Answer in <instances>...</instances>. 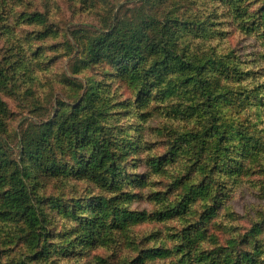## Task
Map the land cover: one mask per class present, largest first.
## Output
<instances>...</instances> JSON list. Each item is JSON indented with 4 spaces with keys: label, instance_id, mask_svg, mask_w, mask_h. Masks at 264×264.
<instances>
[{
    "label": "rangeland",
    "instance_id": "1",
    "mask_svg": "<svg viewBox=\"0 0 264 264\" xmlns=\"http://www.w3.org/2000/svg\"><path fill=\"white\" fill-rule=\"evenodd\" d=\"M144 1L0 0V176L6 179L0 181V199L10 187L8 175L27 170L28 178L21 181L30 189L38 215L34 236L40 234L31 238L18 214L0 220V264H129L143 257L146 250H167V254L145 259L143 264H203L208 255H214L209 250L219 246L222 258L247 247L228 246L225 241L249 230L264 210L260 195L264 168L245 158L243 164L249 165L250 170L247 175H238L228 171L218 154L216 163L219 146L216 137L211 136L213 129L209 139L210 152L214 153H208L206 164L207 170L213 168L215 189L219 186L203 197L196 196L183 215L156 218V212L169 202L162 193L171 190L172 184L184 183L188 187L189 172L191 178L202 172L203 156L188 145L201 134L200 126L208 124L212 114H208L196 91V70H186L184 75V71L175 76L169 74L158 85L152 81L153 74L144 75L146 69L140 71L137 81L130 73L121 76L104 61L91 65L82 61L85 44L95 29L107 28L103 22L105 10L113 9L112 16L119 12L120 16L135 18ZM262 1L150 0L156 7L144 6L142 13L154 15L166 24L167 38L172 44L175 42L176 55L182 62L190 60L198 67L205 63L202 77L216 80L225 94L220 95L213 112L221 128L232 135V124L264 144V29L257 28L255 15ZM163 18L169 21L162 22ZM172 77L178 80L173 82ZM85 92L86 99L91 92L97 93L96 133L106 144L110 159L111 154L124 155L123 160L108 159L102 168L113 169L110 173L114 178H104V172L96 180L81 179L77 172L73 173L77 164L71 167L67 163L60 174L52 175L44 167L39 176L35 175L40 161L24 157L27 140L36 141L31 134L38 125L54 118L61 107L81 102L80 96ZM142 103L144 108H139ZM167 106L190 112L194 137L190 141L191 136L183 135L187 141L185 151L177 148L169 153L173 135L168 133L167 113L160 110ZM49 150L46 146L44 158H50ZM64 151L55 152L57 159ZM80 152L86 160L91 147ZM62 160L68 162L69 156L65 154ZM76 160L82 159L76 155ZM163 160V170L158 172L155 163ZM142 174L146 175L149 188L134 190L130 182ZM166 196L169 198L168 193ZM111 198L117 200L119 207L145 215L125 231L110 228L107 222L91 244L80 243L84 230L79 226L90 216V202ZM210 204L217 210L204 230L203 224L198 228L217 239L199 244L196 254L187 256L186 246L196 243L182 239L183 230L195 225L197 212ZM259 247L264 259V246ZM34 251L42 252L39 259L33 257Z\"/></svg>",
    "mask_w": 264,
    "mask_h": 264
},
{
    "label": "trees",
    "instance_id": "2",
    "mask_svg": "<svg viewBox=\"0 0 264 264\" xmlns=\"http://www.w3.org/2000/svg\"><path fill=\"white\" fill-rule=\"evenodd\" d=\"M149 1L150 0H145L143 6L137 8L136 11H143L144 6L156 7L155 4H151ZM112 11L113 9L103 12V18H105L103 22L106 23L107 28L95 29L96 33L92 35L89 42L85 44L84 49L86 53L82 60L83 63L91 65L97 61H104L121 76L130 73L133 79L137 78V81L140 71L146 69V71H142L144 75L149 77L153 74L152 81L158 85L163 83L169 74L175 76L178 72L184 71L182 74L184 75L187 74L186 70H196L197 73L194 74L197 75L194 82L197 86L196 91L202 96L201 100L208 114H212L210 122L200 126L199 130L201 134L194 139L193 143H189L188 145L193 152L203 156L204 164L200 168L202 172L197 175V178H191V171L189 172L190 177L188 176L187 183L191 184L188 187H186L184 183L180 185L172 184L171 190L165 193L163 192L162 194L169 202L166 207L156 212V218L158 220H165L183 215L196 196L199 195L203 197L209 190L215 191L219 186V184H217L215 189L214 177L212 176L213 168L212 170H207L206 164L208 162V153H214L210 152L212 148L211 140L209 139L211 129L214 130L211 136L216 137L217 145L219 146L214 158L216 163H218L216 158L218 154V159L224 161L229 169L228 171L238 175H247L250 170L249 165L243 164L245 158H248L250 161H255L256 166L259 168H264V160L262 161L264 144L261 143L258 138H254L248 133H242L232 124L229 125V128L235 130L232 135H229V132L224 128L222 129V124L218 123L217 118L213 116V112L219 104L217 102L220 99V95L224 97L225 94L221 92V87L217 85L216 80L209 79V76L206 75L202 77L207 67L205 63H202L198 67L190 60L185 61V63L182 62L176 55V50H178V48L175 42L172 44L167 38V32H165L166 26H164L166 24L160 23V20L157 19L156 16L144 12L142 13V11H138L135 18L125 15L120 16L119 12L112 16ZM237 11H240V9L237 8ZM128 12H130V10H128ZM255 15L258 19L257 28L264 29V0ZM167 19L169 18H163L161 21H169ZM211 65L213 66V64ZM16 66H18V64ZM181 76H179V78ZM172 80L174 82L178 79L172 77ZM141 92H144L143 88ZM86 97L87 92L80 96V98H82L81 102L79 101L73 106L65 105L61 107L56 111L54 118L48 122L40 123L35 132H32L31 135L34 134L33 138H35L36 141L32 139L27 140L26 147L23 149L22 153L27 159H36L37 163L40 161L38 166L39 169H35V175L39 176L44 167H46L47 169L45 170L48 173H52V175L60 174L65 171L66 168L64 163H67L71 167L77 164L76 171L74 169V172H71H77L78 177L81 179L96 180L103 175L104 172H106V177L104 176V178H109L111 180L114 178L110 173L113 169H104L102 171L105 162L110 159V152L107 150L104 141L102 139L100 140L96 133L99 123L96 114V107H98L96 105L97 93L91 92L87 98L89 101L86 106H82V103L87 100ZM58 103L57 101V104ZM139 108H144V104L143 106H139ZM160 110L167 113V121L170 124L168 133H170L169 136L173 135L170 140V147L168 148L169 153L171 150L174 151L177 148L184 149L187 145L185 142L187 143V141L183 137L191 136V134L194 133L189 119L190 112L182 109H174L171 106H167V108L161 107ZM31 135H27L26 138H30ZM193 137L194 136L190 137V141ZM252 142L255 143L250 147ZM62 144H64V146ZM88 145L91 147V152L89 155H86L87 159L83 160L85 157L83 158V156H81L80 150ZM46 146L50 147V158L48 159L44 158L45 154H43L46 151ZM59 149H65V151L61 153L60 160L59 158L57 159L55 154ZM185 150L187 149L183 151ZM65 154L69 156L68 162L62 160V156ZM232 154H236L237 156H232L233 158H231ZM76 155H79L82 160H76ZM224 155H226L225 158H223ZM260 155L261 159H259ZM123 159L124 155L111 154L110 160ZM233 160L235 163H233ZM75 161L77 163H75ZM162 163L165 165V160L155 163L158 172L163 170ZM35 175L34 178L36 177ZM43 175L46 174L43 173ZM201 175H203V177H201ZM22 178H28L27 170L23 172L15 170L8 175V179L11 180V182L10 187L4 192V195H2L0 199V220H4L13 213L18 214L23 217L24 224L29 229L30 237L36 238L40 235L34 236V234H37V230L35 229L37 227L38 215L36 214L32 202L30 189L21 181ZM0 181H6L5 176H0ZM237 182H239V180H237ZM130 183H132L131 186L134 190L149 188L145 174H142L137 180L134 179ZM174 189H177V191ZM260 190H263L260 195L264 199V185L261 186ZM167 193L169 194V198L166 196ZM116 203L117 200L114 198L106 201L96 199L90 202V216L79 226L81 231L84 230L80 237V243L91 244L95 240L97 231L101 230L107 222H110V228H115L117 231H125L139 222L145 215V212L132 211L127 207L123 208V206L119 207ZM262 209H264V207ZM215 210H217V207L210 204L205 210L203 209L199 213L197 212L196 224L190 226L189 230H183L185 235L182 236V239L190 243H196V246H186L188 249L187 252H185L187 256L196 254V247H198L199 244L202 245L203 242L207 244L210 242L208 241L209 239H217L215 235H205V231H203L204 226L207 225L206 222L214 215ZM199 224H203V230L198 228ZM250 226L249 230L239 234L237 238L232 237L225 241L228 246H247L246 248H238L232 254H228L225 258H222L219 253L222 247L219 246L218 248L209 250L214 253V255H208L207 263L203 264H225V261H227V264H264V259L261 256L263 252L259 247L264 246V210H261ZM185 231H188V233ZM35 241H37V239ZM41 253L42 252L34 251L33 257L39 259ZM166 254L167 250H146L143 257H140V253L138 256L140 259L135 258L129 264H143L145 259H150V257H165Z\"/></svg>",
    "mask_w": 264,
    "mask_h": 264
}]
</instances>
